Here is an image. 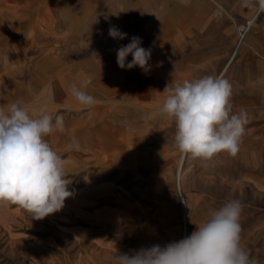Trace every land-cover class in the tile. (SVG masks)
<instances>
[{
    "label": "crops",
    "instance_id": "1",
    "mask_svg": "<svg viewBox=\"0 0 264 264\" xmlns=\"http://www.w3.org/2000/svg\"><path fill=\"white\" fill-rule=\"evenodd\" d=\"M113 25L124 39L108 35ZM134 36L151 50L147 72L117 64L116 50ZM0 73L9 75L0 77V106L20 101L34 118L45 107L53 118L63 115L65 131L45 139L70 155L66 168H78L83 153L161 145L164 131L175 129L157 114L165 87L206 75L227 79L233 113H247L242 160L257 171L264 157V12L245 0H0ZM73 84L95 98L91 108L77 103ZM74 138L79 151L68 148ZM182 205L185 212L184 198Z\"/></svg>",
    "mask_w": 264,
    "mask_h": 264
},
{
    "label": "rangeland",
    "instance_id": "2",
    "mask_svg": "<svg viewBox=\"0 0 264 264\" xmlns=\"http://www.w3.org/2000/svg\"><path fill=\"white\" fill-rule=\"evenodd\" d=\"M52 49L56 54L58 48ZM174 134L175 129L164 131L163 143L146 153L139 147L130 153H83L78 168L65 167L73 195L44 219L0 205V264H116L117 254L189 236L228 200L242 205L240 246L254 264H264V157L251 171L239 153L216 162L185 156L179 185L182 153ZM259 142L264 145V138ZM251 172L258 173V184Z\"/></svg>",
    "mask_w": 264,
    "mask_h": 264
},
{
    "label": "clouds",
    "instance_id": "3",
    "mask_svg": "<svg viewBox=\"0 0 264 264\" xmlns=\"http://www.w3.org/2000/svg\"><path fill=\"white\" fill-rule=\"evenodd\" d=\"M264 12V0H245ZM108 35L124 39L126 33L110 26ZM141 39L116 50L121 69L140 67L149 70L151 50L141 47ZM131 55V62L126 63ZM70 93L83 108H91L96 100L76 84ZM165 98L158 115L175 124L174 143L191 159L210 161L220 153L235 156L248 123L246 111L233 113L230 99L232 86L220 76L206 75L165 87ZM155 115V114H154ZM64 132V117L55 118L46 107L35 118L20 101L0 106V205H15L41 220L63 209L73 195L67 189L65 160L45 139L53 132ZM69 150L79 151V140L73 139ZM242 205L228 200L208 218L196 224L189 236L161 247L152 245L131 254H117L116 264H254L240 246Z\"/></svg>",
    "mask_w": 264,
    "mask_h": 264
}]
</instances>
